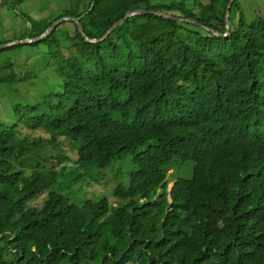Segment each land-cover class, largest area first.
<instances>
[{"label": "trees", "instance_id": "obj_1", "mask_svg": "<svg viewBox=\"0 0 264 264\" xmlns=\"http://www.w3.org/2000/svg\"><path fill=\"white\" fill-rule=\"evenodd\" d=\"M68 1L28 38L73 16L99 39L134 9L227 33L230 0ZM72 24L65 38L58 26L40 43L4 49L47 46L63 90L15 105L10 125L0 119V264H264V17L248 25L241 13L219 37L137 16L98 45ZM14 66L0 67V85L19 82ZM59 137L77 153L74 172L50 166L45 145ZM128 153L135 168L112 199L72 200L75 184L98 182ZM180 163L192 175L168 190L167 168Z\"/></svg>", "mask_w": 264, "mask_h": 264}, {"label": "rangeland", "instance_id": "obj_2", "mask_svg": "<svg viewBox=\"0 0 264 264\" xmlns=\"http://www.w3.org/2000/svg\"><path fill=\"white\" fill-rule=\"evenodd\" d=\"M201 1L209 2V0ZM188 4L190 5V2ZM67 8H69L68 0H0V46L25 41L33 32L31 24L54 19ZM196 13L200 14L198 8ZM241 13H243L246 23L250 25L257 17H264V0H239L237 12L232 15L230 20L233 28L238 25ZM74 30L72 22H64L59 25L58 37L65 38V35L73 33ZM0 51V67L14 63V69L20 79L14 84L0 85V119L10 125L16 120L15 105L28 104L32 106L42 103L49 97L62 92L63 87L58 73L55 72L56 66L50 62L52 51L50 53L47 46ZM60 52L62 51H59L58 55ZM45 146L53 154L54 162L50 166L58 167L61 164L67 168L68 172L75 171L73 163L77 160V153L68 140L59 137L57 146L52 144ZM147 146L139 149H145ZM58 155L64 157L62 162L56 159ZM131 160V153L124 155L121 160H116L110 168L98 173V182L91 176L79 181L72 188V200L79 204L88 198L98 200L107 197L109 200L112 199L115 187L129 183L128 173L135 168ZM191 169L192 163L169 166L166 178L167 189L170 190L178 177H191ZM55 188L53 187V189ZM45 198L43 195L37 203L42 205Z\"/></svg>", "mask_w": 264, "mask_h": 264}, {"label": "water", "instance_id": "obj_3", "mask_svg": "<svg viewBox=\"0 0 264 264\" xmlns=\"http://www.w3.org/2000/svg\"><path fill=\"white\" fill-rule=\"evenodd\" d=\"M235 2V0H230V2L227 5L226 8V13H225V26L227 29V33L226 34H220L218 31H216L215 29L208 27L206 25H204L202 22L196 20V19H192V18H186V17H177V16H173L170 13H166L163 11H157V10H152V9H134L130 12H128L126 14V16L122 19H120L119 21H117L116 23H114L108 30L107 32L99 39H91L85 31V28H83V26L80 23V18L77 17H73V16H64L62 18H59L57 20H55L42 34H40L37 37L34 38H28L25 39V41H18L12 44H6V45H2L0 46V50H4L6 48L9 47H13V46H27V45H33V44H37L40 43L42 41H44V39H46L48 36H50L52 34V32L62 23L64 22H73L76 24L78 30L80 31V33L82 34L83 37L86 38V41L92 45H98V44H102L103 42L106 41V39L108 38V36L113 33L119 26H121L123 23H125L128 19L133 18V17H137V16H145V15H153L156 17H160L166 20H172L174 22H178V23H189V24H193L196 26H199L209 32L214 33L216 36L219 37H228L230 35L231 32V22H230V14H231V8L233 6V3Z\"/></svg>", "mask_w": 264, "mask_h": 264}]
</instances>
